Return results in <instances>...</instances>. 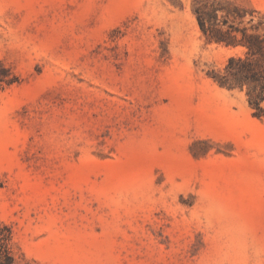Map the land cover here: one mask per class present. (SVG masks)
<instances>
[{"label": "rangeland", "instance_id": "374dc122", "mask_svg": "<svg viewBox=\"0 0 264 264\" xmlns=\"http://www.w3.org/2000/svg\"><path fill=\"white\" fill-rule=\"evenodd\" d=\"M196 7L264 21V0H0L13 264H264V101L210 78L242 50Z\"/></svg>", "mask_w": 264, "mask_h": 264}, {"label": "trees", "instance_id": "16d2710c", "mask_svg": "<svg viewBox=\"0 0 264 264\" xmlns=\"http://www.w3.org/2000/svg\"><path fill=\"white\" fill-rule=\"evenodd\" d=\"M194 12L199 28L208 42L242 50L241 54L229 56L222 69L213 71L210 78L220 87L245 90L249 105L255 109L254 115L261 117V103L264 101V21L259 20L249 28L239 27L226 17L220 23L215 8L196 7ZM245 12L246 10L235 6L231 16L241 23ZM249 22H253V19ZM9 237V228L0 223V264H13L7 246Z\"/></svg>", "mask_w": 264, "mask_h": 264}]
</instances>
